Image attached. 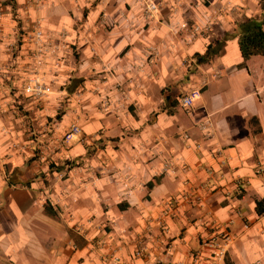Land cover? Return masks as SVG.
I'll use <instances>...</instances> for the list:
<instances>
[{
  "label": "crops",
  "instance_id": "obj_1",
  "mask_svg": "<svg viewBox=\"0 0 264 264\" xmlns=\"http://www.w3.org/2000/svg\"><path fill=\"white\" fill-rule=\"evenodd\" d=\"M153 1L0 0V264H264L260 0Z\"/></svg>",
  "mask_w": 264,
  "mask_h": 264
},
{
  "label": "built area",
  "instance_id": "obj_2",
  "mask_svg": "<svg viewBox=\"0 0 264 264\" xmlns=\"http://www.w3.org/2000/svg\"><path fill=\"white\" fill-rule=\"evenodd\" d=\"M144 11L145 14L149 17L153 16L155 12L157 11V6L154 3L153 0H145L144 2ZM195 31H199V28L196 27ZM32 38H33V44L36 48V54L34 55L35 63L36 65L41 64V59L40 56H42V51L40 48L43 46L44 43V37L39 29H34L32 33ZM24 93L34 99L37 100H43L45 99L48 95L52 93L51 87L49 85L44 84L39 78L37 77H32L30 78L27 83L25 84L24 88ZM200 90H193V91H187L184 92L182 97L180 98V105L183 108H190L194 101L200 97ZM81 132L79 125L74 122L72 123L65 134L63 135V140L65 142L70 141L72 138L77 136ZM186 137V136H185ZM224 245H227L229 242V236H224ZM225 248H218L216 249V256L218 258H223L224 253H225Z\"/></svg>",
  "mask_w": 264,
  "mask_h": 264
},
{
  "label": "trees",
  "instance_id": "obj_3",
  "mask_svg": "<svg viewBox=\"0 0 264 264\" xmlns=\"http://www.w3.org/2000/svg\"><path fill=\"white\" fill-rule=\"evenodd\" d=\"M6 3L13 12L15 0H6ZM259 9L260 12L255 17L241 22L234 33L238 37V46L244 61L254 56H264V0H260ZM17 27L20 30V24ZM220 44L221 42H216L214 48H219ZM65 164L68 165V162ZM152 186L153 183L148 184L149 188ZM45 209L47 210V204ZM256 213L258 216L264 215V199L256 202Z\"/></svg>",
  "mask_w": 264,
  "mask_h": 264
},
{
  "label": "rangeland",
  "instance_id": "obj_4",
  "mask_svg": "<svg viewBox=\"0 0 264 264\" xmlns=\"http://www.w3.org/2000/svg\"><path fill=\"white\" fill-rule=\"evenodd\" d=\"M259 58V57H258ZM260 59V58H259Z\"/></svg>",
  "mask_w": 264,
  "mask_h": 264
}]
</instances>
